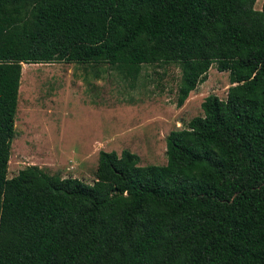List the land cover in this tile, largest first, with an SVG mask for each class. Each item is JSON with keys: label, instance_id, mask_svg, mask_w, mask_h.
<instances>
[{"label": "trees", "instance_id": "obj_1", "mask_svg": "<svg viewBox=\"0 0 264 264\" xmlns=\"http://www.w3.org/2000/svg\"><path fill=\"white\" fill-rule=\"evenodd\" d=\"M0 0V264H264V1ZM215 64L226 98L166 136V163L100 150L95 177H8L22 63Z\"/></svg>", "mask_w": 264, "mask_h": 264}, {"label": "rangeland", "instance_id": "obj_2", "mask_svg": "<svg viewBox=\"0 0 264 264\" xmlns=\"http://www.w3.org/2000/svg\"><path fill=\"white\" fill-rule=\"evenodd\" d=\"M179 81L174 63L144 65L133 80L105 63H22L7 176L36 165L92 183L100 150L128 149L139 165L165 164L167 134L202 115L206 96L225 99L231 85L213 64L177 106Z\"/></svg>", "mask_w": 264, "mask_h": 264}]
</instances>
